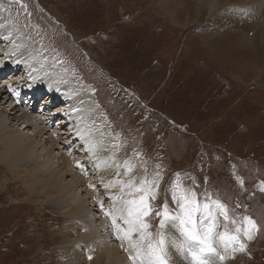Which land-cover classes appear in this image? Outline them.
Returning a JSON list of instances; mask_svg holds the SVG:
<instances>
[{"label": "rangeland", "instance_id": "obj_1", "mask_svg": "<svg viewBox=\"0 0 264 264\" xmlns=\"http://www.w3.org/2000/svg\"><path fill=\"white\" fill-rule=\"evenodd\" d=\"M255 2L230 0L229 5L220 4L223 8L211 9L196 0H0L2 31L16 25L38 50L30 56L25 53L28 65L21 57L15 60V55L2 54L0 80L9 74L13 79H27V66L38 70L53 64L66 76L83 81L89 96L102 105L117 162V168H112L119 173L111 189L106 178L97 177L99 183L93 184L96 222L109 225L114 214L118 230L132 228L126 224L123 201L138 194L125 185L129 180L138 185L145 177L151 181L159 174L157 197L150 201L153 212L145 218L150 227L135 231L146 239L136 240L146 248L137 247L141 256L150 252L142 264H153L148 245L156 244L160 232L165 236L167 264H195L187 246L177 247L184 241L179 221L169 219L161 229L163 217L155 215L165 202L171 216L181 213L173 200L174 192L177 200L181 195L177 184L184 192L194 193L201 204L219 200L227 207L229 220L217 215L215 231L227 230L239 240L228 247L216 244L219 255L209 257L213 264H264V67L258 54L256 63L232 75L228 55L224 59L217 51L226 46L232 56L234 51L242 53V48L236 49L240 43L245 45L241 39H249L251 49L258 47L254 37L264 29V10H260L264 6ZM126 13L130 16L124 19ZM209 21L220 32L210 33ZM154 59L157 66H151ZM224 81L228 86L221 84ZM1 96L5 103L4 92ZM9 101L2 115L11 110ZM26 130L25 134L31 132ZM66 177L68 183L71 178ZM24 186L0 161V264L65 263V248L72 237L63 234L64 225L75 223L58 213L45 195L37 198ZM119 200L123 211L118 209ZM212 209L218 211L214 205ZM245 217L255 223L248 234ZM98 233V240L106 237L110 244L122 246L108 236L109 230ZM91 247L80 248L86 257L82 264L93 261ZM136 257L124 263L141 264Z\"/></svg>", "mask_w": 264, "mask_h": 264}, {"label": "bare ground", "instance_id": "obj_2", "mask_svg": "<svg viewBox=\"0 0 264 264\" xmlns=\"http://www.w3.org/2000/svg\"><path fill=\"white\" fill-rule=\"evenodd\" d=\"M197 1L205 2L209 8L215 9L217 6L222 7L220 4L226 5L230 0ZM261 1L257 0L255 5L258 7L264 6ZM239 9L243 13L242 7ZM260 10L263 11L264 7ZM216 17L219 16L216 15ZM209 27L207 30L210 29L209 32L213 34L220 30H218V26L214 25V22H210ZM0 31H2L1 28ZM3 34H0V56L2 54L15 55V60L21 57L28 65L25 53L30 56L29 53L38 52V50L31 40L26 38L25 32L16 25H8ZM254 40L255 44H257L256 41H259V45L257 48L251 49L250 45L252 44L247 43L250 40L246 39L247 42H245L241 39L248 47L240 43L236 49L242 48V53L234 51V56L230 54L229 47L227 48L228 51L226 46L225 49H223L224 47L217 49L222 58L225 59L228 55L227 59L233 64V70L230 72L232 75L239 73L244 68L246 69L248 63L254 61L256 63L255 59L258 54H260V64L264 67V29L258 31ZM245 53H248V58H245ZM37 59L39 58L36 57L31 66L35 65ZM46 68L45 66L36 70L35 67L27 66V79H13L12 74L7 75L8 73H6L7 76L5 75L6 77L0 80L2 84L0 86V161L4 165H8L14 179L23 181L27 192L37 198L45 195L51 200V205L58 213H61L65 219L68 218L69 220L70 218L73 220L75 226H77L75 227L71 223L64 225L63 234L67 238H73L70 239L69 244L65 243L67 244L65 248L67 258L66 262H63L64 264L84 263L86 260L85 254L80 252V248L83 246L88 248L92 246L91 250H94L92 252L95 258H92L93 261L90 258L89 261L91 262L88 261V264H125L124 262L134 257V255L137 256L136 260L139 258L142 264V261L146 260L148 256L150 257V252L147 251V254L141 256L140 250L146 248L140 242L142 241L140 232H135L136 230L133 231L132 228L127 229L123 222H120L122 223L120 226L124 227L118 230L119 225L117 224L119 222L113 217L114 214L108 220L109 225H103V221L97 223L95 220L97 215L92 213L96 204H94L91 196V189L95 187L93 185L95 181L99 183L96 178L102 177L101 181L106 178L108 180L106 186L113 188L114 176L116 175L118 181L117 175L119 173L117 171V174H115L112 168H117V162L114 160V152L111 147V144L113 146V138L109 130L107 131L104 112L101 111L96 100L93 101L89 96L85 88L86 84L81 79L85 86L77 80L78 78L72 79L57 68L55 69L53 64L50 67L48 66V71H46ZM228 69L230 68L228 67ZM64 71L66 70L64 69ZM45 72L47 73L43 77ZM37 81L40 83L36 84ZM2 92L6 95L4 97L6 99L5 103L1 100ZM10 99L11 101H9ZM8 101L11 102L12 108L2 115L3 111L1 110L5 108ZM12 101L15 104L14 107ZM38 105L40 106L38 107ZM30 110H34L35 113ZM26 129H31V132L25 134L24 130ZM50 162L51 164H49ZM101 163L105 167L101 166ZM118 167L120 166L118 165ZM47 172L48 174L45 177L44 174ZM82 175L87 177L83 178ZM66 176L71 178L68 183L65 182ZM84 180L92 182L84 184ZM89 185L92 186L89 187ZM53 193L57 194L54 198L50 197ZM121 202V200L118 201V209L123 211L124 206ZM107 217L109 218V216ZM128 226L131 227L129 224ZM76 230L78 233H76ZM102 230L104 232L109 230L108 236L117 240L118 243L121 241L122 246H119L121 243L116 246L113 245L114 243L110 244L107 242L106 237L98 240V232ZM80 231H83V234ZM84 234L89 236L85 240L86 242L84 241ZM134 236L138 238H134ZM100 240H104L105 244L104 242L98 243ZM136 240H140V243ZM94 243L98 245L95 247ZM139 246L140 250L137 248Z\"/></svg>", "mask_w": 264, "mask_h": 264}, {"label": "snow or ice", "instance_id": "obj_3", "mask_svg": "<svg viewBox=\"0 0 264 264\" xmlns=\"http://www.w3.org/2000/svg\"><path fill=\"white\" fill-rule=\"evenodd\" d=\"M125 167L128 171H131L132 166L126 161ZM159 174H157L154 180H148L146 177L141 178L137 185L134 181L129 180L125 185L128 188L135 190L138 194V198L123 201L126 205L127 216L129 219L126 221L132 230L148 229L150 225L145 221L153 212V207L150 201H153L157 197V189L159 188ZM176 189L181 192L179 200L177 195L173 193V200L179 203L181 213L176 216H171L168 212V204L164 203L162 211H156L155 215L162 216L163 219L160 222V228L163 229L167 220L179 221V231L184 237L182 244L177 247L183 248L187 246L189 254L192 256L195 264H213L209 258L213 254L219 255L215 247L216 244H221L224 247L234 245L238 242V235L230 234L227 230L223 233H218L215 229L218 227L217 215H222L225 220H229L228 211L226 205L219 200H212L201 204L196 199L195 194L184 192L181 185L177 184ZM215 206L216 212L213 211L212 206ZM207 221V222H205ZM244 221L249 225V228L245 229V234H248L252 228H255V223L248 217L244 218ZM232 223H236L235 220ZM240 232V228L236 229V233ZM150 236L151 233H148ZM158 240L155 245L150 244L151 255L155 257L153 264H167L164 259V246L165 236L163 232L157 233ZM144 236L142 234L141 239ZM175 243V241H173ZM243 249V245H240Z\"/></svg>", "mask_w": 264, "mask_h": 264}, {"label": "trees", "instance_id": "obj_4", "mask_svg": "<svg viewBox=\"0 0 264 264\" xmlns=\"http://www.w3.org/2000/svg\"><path fill=\"white\" fill-rule=\"evenodd\" d=\"M226 84L228 85V81H226ZM222 94V93H221ZM223 95H225V92H223Z\"/></svg>", "mask_w": 264, "mask_h": 264}]
</instances>
